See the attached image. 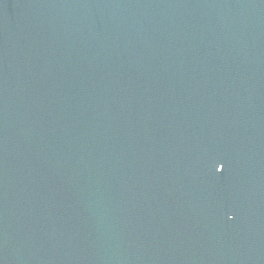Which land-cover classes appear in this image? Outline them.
Returning a JSON list of instances; mask_svg holds the SVG:
<instances>
[{"label":"water","instance_id":"obj_1","mask_svg":"<svg viewBox=\"0 0 264 264\" xmlns=\"http://www.w3.org/2000/svg\"><path fill=\"white\" fill-rule=\"evenodd\" d=\"M0 264H264V0H0Z\"/></svg>","mask_w":264,"mask_h":264},{"label":"snow or ice","instance_id":"obj_2","mask_svg":"<svg viewBox=\"0 0 264 264\" xmlns=\"http://www.w3.org/2000/svg\"><path fill=\"white\" fill-rule=\"evenodd\" d=\"M225 168V164L224 163H220L219 164V168L217 169L218 171H222Z\"/></svg>","mask_w":264,"mask_h":264}]
</instances>
